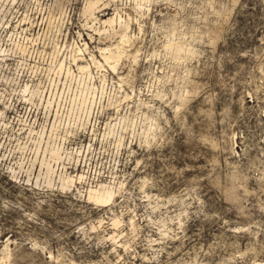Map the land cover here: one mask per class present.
I'll return each instance as SVG.
<instances>
[{"label": "rangeland", "instance_id": "obj_1", "mask_svg": "<svg viewBox=\"0 0 264 264\" xmlns=\"http://www.w3.org/2000/svg\"><path fill=\"white\" fill-rule=\"evenodd\" d=\"M86 1H0V174L31 181L48 205L28 213L31 220L0 216V264H264V0H103L98 19L84 14ZM116 13L129 24L130 43L122 44L118 34L100 39L109 27L102 20ZM117 44L126 52L113 70L99 48ZM245 44L251 47L238 55ZM88 62L92 78L78 67ZM169 93L174 99L165 100ZM157 98L169 109H183L174 115L179 131L170 136L158 135L164 109ZM157 140L174 152L203 149L214 173L210 185L229 211L250 223L239 231L196 224L184 198L196 193L178 180L172 191H150V178L141 176L129 190L138 170L128 171L132 158L141 148L151 152ZM47 142L63 154L51 161L55 172L48 179L41 164ZM62 175L73 176L74 186L62 188ZM103 184L121 203L94 216L97 209L84 206L96 205L89 190ZM250 197L258 212L250 210ZM53 208L55 216L49 215ZM62 208L87 218L99 233L89 241L87 262L76 259L82 253L71 243L75 235H58L69 223L58 218ZM157 211L163 214L153 219ZM125 216L127 233L121 230ZM109 218L111 230L105 227ZM176 253L182 256L173 262Z\"/></svg>", "mask_w": 264, "mask_h": 264}, {"label": "snow or ice", "instance_id": "obj_2", "mask_svg": "<svg viewBox=\"0 0 264 264\" xmlns=\"http://www.w3.org/2000/svg\"><path fill=\"white\" fill-rule=\"evenodd\" d=\"M250 47L251 45L245 44L237 54H243L246 49ZM172 87L173 85L171 83L164 86L165 91L170 90ZM170 99H174L171 93H169V96L165 97V100ZM155 103H159L160 107L164 109V116H158L159 123L157 127L162 129L158 135L170 136L172 135V130L179 131L174 115L178 113L182 116L184 114L183 109L177 107L176 104H173L172 109H175L174 113L172 109L167 108L159 98L156 99ZM166 120L169 121L170 124H166ZM189 122L191 123V118H189ZM183 140L184 136L181 135L176 143L180 144ZM151 147V152H145L143 148H141L139 154L132 158L128 171L131 172L132 166H136L138 170L129 178V190H132L134 181L141 176L150 178V191H156L161 187H167L169 191H172V185L178 180L179 187L187 188L190 193L193 191L196 193L195 197H184L185 199H188L189 203L192 205L190 209L191 219L195 221L196 224L204 221L205 225L211 224L213 228L219 225L227 230L225 227L227 225V227L239 231L244 223H250L249 221H246L245 216L238 215L235 209L229 211L231 206L227 203L223 194L210 185L209 175H214V173L212 169L209 168L207 160L201 155V152L204 151L203 149L192 145L187 146L186 150L180 149L179 151L174 152L172 147L169 146L166 141L164 145H161L159 140L153 143ZM141 156H143L144 159L137 164V161L141 159ZM149 156L152 157L151 160L148 159ZM165 182L168 183L165 184ZM45 195V193L33 188L31 181L25 182V178H22L17 182L11 180L8 175L0 174V216L15 214L16 216L24 217L26 220H31L32 217L27 214L35 212L37 206L47 210V203H41L44 201ZM198 198H202V202H200V199ZM261 198L264 199V194H261ZM249 201L250 210L258 212V210L254 208V199L250 197ZM136 202L139 203L138 197H136ZM120 203L119 195L116 196L115 200L108 199L109 205ZM77 207L79 208L81 205H77ZM84 207L86 211L88 208H96L97 210L94 213V216H100L108 211V207L105 205H85ZM167 210L175 211L172 207H169ZM139 211L143 213L144 209L140 208ZM60 212L62 215H59L58 218L66 220L69 223L66 225V233H58V235L63 236L68 233L75 235L76 239L71 243L75 245L78 252L82 253V255L77 256L76 259L77 261L87 262L90 258L89 251L91 245L89 241L92 239L93 235H99V233L89 224L87 218L83 216L78 218L75 214V210L70 211L67 208H62L60 209ZM162 214L161 211H157L156 217L152 218L156 219ZM49 215H57V209L53 208ZM237 217H239L238 223L229 224V221ZM128 220L129 217L125 216V223L121 228L125 233L128 232ZM137 223H140L139 218L137 219ZM144 223L146 224L147 222L144 221ZM116 226L120 227L119 225ZM105 227H109L111 230V218L105 220ZM193 227H195V225H193ZM144 231H149V228L145 227ZM252 231L255 232V229L253 228ZM245 234H248L247 229H245ZM260 236L261 240L264 241V232H261ZM153 237L156 238L154 232ZM164 246L167 247V245ZM177 247H179L178 242L173 244L168 250L173 251ZM181 256L182 253H176L172 258L173 262ZM161 264H163V261H161Z\"/></svg>", "mask_w": 264, "mask_h": 264}, {"label": "bare ground", "instance_id": "obj_3", "mask_svg": "<svg viewBox=\"0 0 264 264\" xmlns=\"http://www.w3.org/2000/svg\"><path fill=\"white\" fill-rule=\"evenodd\" d=\"M1 1V0H0ZM3 1V0H2ZM101 3L104 4V6H106L107 4L104 3L103 0H87L86 1V4H85V7H84V14H89L91 17H94V18H97V16H95V12L96 10L99 8V6L101 5ZM4 9V8H3ZM1 13H0V20H1V17L3 15V10L1 9L0 10ZM6 12V11H5ZM98 19V18H97ZM8 20V19H7ZM27 21V20H26ZM100 21V20H99ZM124 20H122V16L121 15H118L116 13V15H113V16H108V18L106 19H103L102 20V23L105 25V26H109L108 29H104L103 30V33H106L105 36H101L100 35V39H106L107 37H109V39L111 40L112 37L116 36L117 34L120 35L121 37V43L124 44V43H127V42H131L130 41V38H129V35H128V28H129V24L128 23H123ZM101 24V23H100ZM119 24V28L116 30L115 26ZM105 28V27H104ZM134 39V38H133ZM106 41V40H105ZM109 45V44H108ZM126 45V44H125ZM131 45V44H129ZM26 46V45H25ZM134 48V47H133ZM177 51L180 50V47L177 46L176 47ZM22 49V48H21ZM24 49V48H23ZM100 50V53H101V56L104 58V60L106 62H108V64L110 63L111 65V68L113 70H117V67H118V64H119V61L122 57V54L126 52V49H125V46L124 45H116L114 48L111 47V46H106V47H100L99 48ZM24 51V50H23ZM26 51V50H25ZM84 51V50H83ZM3 52V51H2ZM129 52H127L128 54ZM124 55V54H123ZM133 55V54H132ZM91 57V60L93 62L94 65L96 66H101L102 65V62L101 60H98L96 58V56L94 54L90 55ZM138 57V56H137ZM130 59V58H129ZM132 61V60H131ZM79 69L84 72L89 78H92V71H91V62H88V63H84V64H80L79 66ZM120 79L121 80H124L123 77L120 76ZM35 87V86H34ZM29 88V86H25L24 90L27 91ZM33 88V87H32ZM22 89V88H21ZM39 90V89H38ZM37 90V91H38ZM33 91V93H32ZM31 93L32 95H35L34 93L36 92V89H32ZM38 93V92H36ZM1 94V93H0ZM39 94H40V91H39ZM5 95V94H4ZM1 98V97H0ZM4 98V97H3ZM48 99V98H47ZM3 101V100H2ZM51 101V100H50ZM50 103V102H49ZM8 108V107H7ZM4 110V109H3ZM60 110V109H59ZM2 116V115H1ZM55 121V120H54ZM56 125V123H55ZM52 126V125H51ZM53 128V127H52ZM55 129V127H54ZM51 131V130H49ZM55 131V130H54ZM41 132V131H40ZM44 132V131H43ZM55 133V132H53ZM39 134V133H38ZM41 136V134H39ZM54 137V135H53ZM51 142V141H50ZM56 143V142H55ZM47 148H45L43 150V158L41 160V164L45 167V172H44V177L47 179L48 178H52V175L53 173L55 172V167L54 165L51 163V161H59L61 160V158L63 159V154L61 156V147H59V145L55 146L54 144H50L49 142H47ZM40 149H41V146L39 145L37 147V153L39 154L40 152ZM35 150H36V147H35ZM63 150V148H62ZM37 154V155H38ZM48 155L49 158H46ZM43 167V168H44ZM38 178V177H37ZM44 178V179H45ZM50 180V179H49ZM61 181V186L62 188H71L72 186H74L75 184V179L73 178V176L71 175H65L61 177L60 179ZM49 183V182H48ZM37 184V183H36ZM115 195H116V190L109 186V185H100L99 188H95V189H90L89 190V194H88V197L89 199H91L92 201H94L96 204L98 205H105V206H108V199H112L114 200L115 199ZM115 218V217H114ZM117 219L114 220V223H117Z\"/></svg>", "mask_w": 264, "mask_h": 264}, {"label": "built area", "instance_id": "obj_4", "mask_svg": "<svg viewBox=\"0 0 264 264\" xmlns=\"http://www.w3.org/2000/svg\"><path fill=\"white\" fill-rule=\"evenodd\" d=\"M1 60H4V61H5V60H6V58H2ZM2 93H3V92H2ZM1 95L3 96L4 94H1ZM29 99H30V98H29ZM3 104L5 105V102H4ZM4 107H7V105H5ZM0 110H1V109H0ZM1 112H2V113H1L0 115H2V114H3V111H2V110H1Z\"/></svg>", "mask_w": 264, "mask_h": 264}]
</instances>
